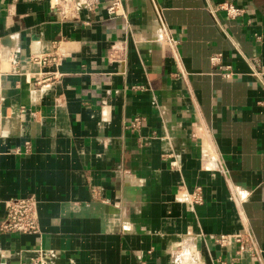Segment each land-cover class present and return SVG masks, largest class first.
Returning a JSON list of instances; mask_svg holds the SVG:
<instances>
[{"label":"crops","instance_id":"obj_1","mask_svg":"<svg viewBox=\"0 0 264 264\" xmlns=\"http://www.w3.org/2000/svg\"><path fill=\"white\" fill-rule=\"evenodd\" d=\"M0 51V263L264 264V0H0Z\"/></svg>","mask_w":264,"mask_h":264},{"label":"built area","instance_id":"obj_2","mask_svg":"<svg viewBox=\"0 0 264 264\" xmlns=\"http://www.w3.org/2000/svg\"><path fill=\"white\" fill-rule=\"evenodd\" d=\"M119 4L114 2L109 8H107L108 13L110 14H118ZM208 12L211 16H215L217 12H223L226 18L230 20H235L240 18L243 15V10L237 6H234L231 3H221V4H209L207 6ZM256 40H260V37L255 35ZM56 47V45H53ZM221 55H214L211 58V64L213 67L217 68L220 72V75L225 79H231L233 77V72L230 67H223L221 65ZM44 63L47 62L46 58L42 59ZM4 58L0 51V83L1 77L4 74L3 69ZM254 76H260L259 73H253ZM0 105H1V86H0ZM260 106H264V100L259 103ZM143 123V119L139 117L133 118L128 124L127 128L131 131H137ZM26 148L29 147L28 143H25ZM202 203V195L200 188H195L192 193L191 204H201ZM4 215L2 220L0 221V233L2 234H38V214H37V201L32 197L25 198H10L4 202ZM238 243H241L240 236H226L220 235L215 238V244L219 246L221 249L228 248ZM7 264V263H0ZM18 264H53L46 257L41 256V252L39 251V255L36 257H29L24 261L19 262Z\"/></svg>","mask_w":264,"mask_h":264}]
</instances>
